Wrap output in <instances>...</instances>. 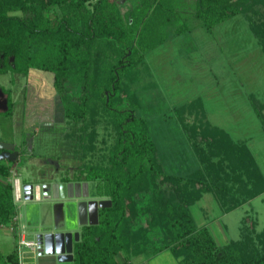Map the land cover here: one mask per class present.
Here are the masks:
<instances>
[{
    "label": "trees",
    "instance_id": "obj_1",
    "mask_svg": "<svg viewBox=\"0 0 264 264\" xmlns=\"http://www.w3.org/2000/svg\"><path fill=\"white\" fill-rule=\"evenodd\" d=\"M176 1L0 0V73L51 72L64 117L81 123L84 153L96 150L100 121L112 131L107 156L80 168L84 182L95 187L93 195L108 198L110 205L98 207L95 223L82 224L74 264H133L163 250L178 264H264V228L253 235L245 226L239 238L218 244L190 212L207 191L226 212L264 192V176L248 148L207 121L190 128L199 167L168 173L152 136L155 125L133 86L146 68L145 52L185 20L180 14L178 23L171 19ZM257 2L264 7V0H194L190 19L210 30L251 13L250 29L264 51V21L253 18L260 15ZM9 166L0 163V225L15 227ZM0 264H20L16 246L0 253Z\"/></svg>",
    "mask_w": 264,
    "mask_h": 264
},
{
    "label": "rangeland",
    "instance_id": "obj_2",
    "mask_svg": "<svg viewBox=\"0 0 264 264\" xmlns=\"http://www.w3.org/2000/svg\"><path fill=\"white\" fill-rule=\"evenodd\" d=\"M193 2L177 0L173 3L172 21L178 23L179 14L185 20L179 22L182 25H171L168 37L145 52L146 68L141 80L133 85L145 105L144 112L152 118V127L155 125L152 136L158 153L165 160L168 173L194 171L199 164L190 128L200 129L208 121L225 130L233 143L248 148L264 176V51L260 39L250 29L247 15L251 13L236 14L206 30L196 19H190L194 17ZM254 8L260 15L253 18L264 21L263 5L257 2ZM175 28H180L181 32L175 34ZM10 77L11 72L0 73V85L7 93ZM16 81L19 83L12 92L21 100L24 78L20 76ZM42 90L48 91H44L45 99L50 100L51 88ZM57 124L56 130H62L57 131L59 133L43 132L33 139L36 155L24 151L32 158L22 160L23 167L9 166L11 174L7 179L13 185V195L15 178L34 182L38 193L41 181L53 183L63 177L74 181V195L63 199L14 200L17 225H0V253L3 255L16 246L14 234H25L27 239L37 241L36 233H63L62 236L52 235L51 251L45 249L43 255L35 254L32 264H74L73 260L58 262L56 256L72 249L74 233H80L82 222L94 221L95 210L108 199L93 195L95 187L92 182H84L80 168L83 163L99 161L101 155L107 156L104 148L113 141L111 129L100 121L96 150L84 153L81 123L74 124L63 117ZM16 134L17 131L14 139L19 138ZM230 168L225 165L232 175ZM227 182L232 185L231 178ZM77 196L82 201L75 202ZM192 205L201 210L206 222H212L210 231L218 244L239 238L245 226L253 235L264 228V192L227 212L212 191L204 192ZM78 207L84 210L78 213ZM199 219L195 213V222L199 223ZM117 259L122 260L121 253ZM133 264H178V259L163 250L152 256L137 257Z\"/></svg>",
    "mask_w": 264,
    "mask_h": 264
},
{
    "label": "flooded vegetation",
    "instance_id": "obj_3",
    "mask_svg": "<svg viewBox=\"0 0 264 264\" xmlns=\"http://www.w3.org/2000/svg\"><path fill=\"white\" fill-rule=\"evenodd\" d=\"M10 57L9 61L13 62V60H10ZM7 72H11V77L8 81L9 86H7L8 93L5 91L4 87L0 85V113H2L0 116V142L6 144L5 147L0 148V152L16 151L17 155L15 156L14 161L3 159L0 160V163L6 162L7 164L15 165L16 167V164H19L23 167V163L21 164L22 160L27 161L28 159H31L33 155H36L35 151H33L34 148L31 142L38 134L43 132L59 133L57 131H62L60 128L56 130V126L60 119L63 120V108L54 87L53 75L51 72L38 68H29L26 73H18L12 70H8L4 73ZM20 76L24 78V88L21 100L15 98L12 92V88L14 86L16 87L19 83H17L16 80ZM49 76H52V78ZM49 87L51 88V92H53L50 100L45 99L46 94L44 91H48L42 90H50ZM4 102L6 103V108H4ZM15 131H17L16 135L19 137L18 139H14ZM24 151H29V154L32 153V156L29 157V154H24ZM57 181L55 180L54 182L56 183ZM62 181L60 180L58 182ZM63 182L72 183L74 181H70L69 179L68 181ZM42 183L43 181L40 182V185ZM25 184H32L33 192L35 191L34 182L29 180H18V186L20 189H22ZM39 192V197L42 199L41 187ZM37 234L38 233H36V235Z\"/></svg>",
    "mask_w": 264,
    "mask_h": 264
},
{
    "label": "water",
    "instance_id": "obj_4",
    "mask_svg": "<svg viewBox=\"0 0 264 264\" xmlns=\"http://www.w3.org/2000/svg\"><path fill=\"white\" fill-rule=\"evenodd\" d=\"M10 60H13V57H10ZM4 108H6V103L4 102ZM6 144L1 143L0 142V148L5 147ZM17 155V152H9V151H2L0 152V160H9V161H14L15 156ZM87 184V183H86ZM41 187V197L42 199L45 200H51V199H57V198H66L71 196L70 191L71 188L73 187L72 183H65V182H44L40 185ZM22 194H23V199L26 201L29 200H33L35 197V191L33 192V185L32 184H25L22 187ZM38 194V193H37ZM86 196V194H85ZM82 201V200H81ZM106 204H102V206L104 205H110V200L107 199L106 200ZM84 204V203H83ZM80 206V203L79 205ZM79 208V207H78ZM97 208V207H96ZM84 210L83 208H79L78 209V213L79 211ZM97 220V209L95 210V218L94 221L90 220V222H86V223H95ZM83 223V222H82ZM63 233H38L37 236V241L39 242V252H38V256L43 255L44 254V250H48L51 251V242L53 241L52 235L55 236H62ZM69 234V233H68ZM57 237L56 241L60 238ZM79 239V232H75L74 233V241H77ZM73 247L71 249L68 250V252H61L56 256V261L58 262H62V261H68V260H73ZM50 253V252H49ZM48 254V253H47Z\"/></svg>",
    "mask_w": 264,
    "mask_h": 264
},
{
    "label": "built area",
    "instance_id": "obj_5",
    "mask_svg": "<svg viewBox=\"0 0 264 264\" xmlns=\"http://www.w3.org/2000/svg\"><path fill=\"white\" fill-rule=\"evenodd\" d=\"M15 192H14V200H17V201L21 200L23 196H22V191L20 187L18 186V184L16 186ZM37 193L38 191H36V188H35V194H36L35 198H37L39 195V193L38 194ZM16 250H17L20 264H32L31 260H33L35 257V254H38L39 252V242L36 241L35 239H27L25 237V234L17 235Z\"/></svg>",
    "mask_w": 264,
    "mask_h": 264
},
{
    "label": "crops",
    "instance_id": "obj_6",
    "mask_svg": "<svg viewBox=\"0 0 264 264\" xmlns=\"http://www.w3.org/2000/svg\"><path fill=\"white\" fill-rule=\"evenodd\" d=\"M15 181H16V184L14 185V192H15V190H16V186H17V184H18V181H17V179L15 178L14 179ZM60 181V180H59ZM62 181V180H61ZM73 188V187H72ZM72 188H71V191H70V195L72 196V195H74V193H73V191H72ZM16 193V192H15ZM77 195V194H76ZM80 195V194H79ZM91 198H93V197H91ZM95 198V197H94ZM34 200H42L40 197H39V195H38V197L37 198H34ZM79 200H80V197L78 198V196H77V198L75 199V202H79ZM81 201V200H80ZM194 205H192V206H190V212H191V214H192V216L194 217L195 216V213H197V215H198V217L200 218L199 219V223H196L198 226H202V225H206L209 229H210V223H212V222H206L205 221V218L203 217L204 215H203V213L201 212V210L199 209V208H196V209H194L195 207H193ZM193 210L195 211V212H193ZM222 213H225V212H222ZM194 214V215H193ZM82 224H84V223H82Z\"/></svg>",
    "mask_w": 264,
    "mask_h": 264
},
{
    "label": "bare ground",
    "instance_id": "obj_7",
    "mask_svg": "<svg viewBox=\"0 0 264 264\" xmlns=\"http://www.w3.org/2000/svg\"><path fill=\"white\" fill-rule=\"evenodd\" d=\"M19 191V190H18Z\"/></svg>",
    "mask_w": 264,
    "mask_h": 264
}]
</instances>
